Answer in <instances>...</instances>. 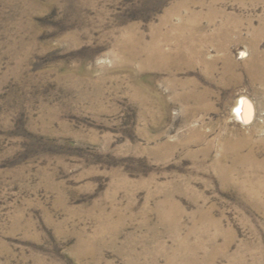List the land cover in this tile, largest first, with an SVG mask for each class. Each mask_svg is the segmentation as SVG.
Wrapping results in <instances>:
<instances>
[{"label":"rangeland","instance_id":"374dc122","mask_svg":"<svg viewBox=\"0 0 264 264\" xmlns=\"http://www.w3.org/2000/svg\"><path fill=\"white\" fill-rule=\"evenodd\" d=\"M256 76L264 0H0V264H264Z\"/></svg>","mask_w":264,"mask_h":264},{"label":"bare ground","instance_id":"6f19581e","mask_svg":"<svg viewBox=\"0 0 264 264\" xmlns=\"http://www.w3.org/2000/svg\"><path fill=\"white\" fill-rule=\"evenodd\" d=\"M203 54L204 53L198 48V46L196 44H193V43H191L190 46H187L184 48L175 47L174 49L171 48V50H168V51H163L159 46L155 45L153 50H148L147 60L151 62L152 59H158L160 62H162L163 64H166V66H168L170 60L175 61V60H179L182 57L186 56L187 57V63L189 65H193V63L195 61H198L201 57H203ZM229 64L231 65V63H229ZM208 68L209 67H207V69ZM254 79H255V81L259 80L261 83H264V76L263 77L260 76V78L256 76ZM234 82L238 83L239 80L234 79ZM187 96L193 98L196 101H199L204 96V93L198 94V93L194 92V90H192L190 93H187V95L183 96V98H187ZM232 114L239 121L240 120L241 121L247 120L246 100L244 97H241L240 99H238L237 103L232 108ZM235 148H238V147L235 146ZM236 156L237 157L235 160L240 159V156L238 154H236ZM250 156L251 155L249 154V157ZM172 216H174V215H172ZM175 223H177V221H175ZM181 241H184V240H181ZM181 243H183V242H181Z\"/></svg>","mask_w":264,"mask_h":264}]
</instances>
